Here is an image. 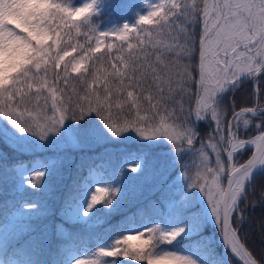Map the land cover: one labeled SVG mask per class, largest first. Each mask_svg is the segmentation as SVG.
I'll list each match as a JSON object with an SVG mask.
<instances>
[{
  "label": "snow or ice",
  "instance_id": "obj_1",
  "mask_svg": "<svg viewBox=\"0 0 264 264\" xmlns=\"http://www.w3.org/2000/svg\"><path fill=\"white\" fill-rule=\"evenodd\" d=\"M97 5L98 0H85L79 6L72 0H0V11L4 13L0 34L5 43L0 115L21 132L30 131L43 139L63 125L66 118L79 120L95 112L113 135L134 128L146 138L166 137L177 151L193 146L199 163L192 162L196 168L194 175L192 168L185 173L191 181L190 187H198L207 197L225 243L240 262L264 264V257L246 246L239 227L246 219L239 208L241 197L247 198L245 185L251 171L257 165H264V120L256 125L258 134L250 139H238L232 131L236 125L229 126L226 138L221 127L225 110L218 103V95L236 84L242 75L247 74L255 81L264 73V0H183L182 3L169 0L155 7L150 5L151 10L140 15L135 25L124 24L120 29L105 32L97 31L91 22L98 11ZM201 13V31L189 32L180 27L179 34L173 35V18L183 16L197 25V16ZM10 15L15 23L8 22ZM138 25L152 27L145 29ZM129 33H134L135 45L127 43ZM110 35L121 43L108 45L106 57L94 58L93 54L100 51L103 40ZM181 36L183 43H177ZM78 37H83L84 42ZM12 45L20 47L10 56ZM73 52H78V57ZM169 54L175 59H170ZM182 59L190 63L181 65ZM172 66L182 68L175 73L180 77L175 85ZM197 71L195 108L189 106L185 112V85L191 81L192 72ZM72 73L78 75L72 77ZM245 113H264V106L234 111V120L238 121ZM193 116L196 119L210 116L219 142L230 146L229 161L238 149L249 144L255 148L246 163L239 167L233 164L228 170L227 187L221 183L225 167L218 144L212 142L215 137L208 136L207 145L201 142L200 148H195L198 135L189 123ZM243 123L248 125L249 121ZM205 148L216 153L215 167L209 164ZM139 167L130 166L133 172ZM115 191L97 186L85 215L95 204L110 202ZM260 195L264 197V192ZM234 213L240 215L236 217ZM182 231L145 229L128 233L116 240L114 247L100 249L98 257L123 256L141 264H194L176 253L154 254L155 243H170ZM75 264H103V260L79 259Z\"/></svg>",
  "mask_w": 264,
  "mask_h": 264
},
{
  "label": "trees",
  "instance_id": "obj_2",
  "mask_svg": "<svg viewBox=\"0 0 264 264\" xmlns=\"http://www.w3.org/2000/svg\"><path fill=\"white\" fill-rule=\"evenodd\" d=\"M129 3L132 10L123 9L118 10L116 3ZM75 5L76 0H72ZM169 0H98V11L91 18V22L95 25L97 31L105 32L109 29H120L124 24L129 26L135 25L140 15H146L150 11V5L155 7L161 3H168ZM177 3H182L183 0H176ZM211 2V0H209ZM201 3V7H202ZM143 11H139V9ZM4 13L0 11V24L3 23ZM197 25H193L190 21L185 20L183 16L179 19L173 18V35L179 34V28L185 27L189 32L195 29L201 31L203 28L202 13L197 16ZM9 23H15L14 17L11 15L8 19ZM17 27H20L17 24ZM145 29H149L151 25H138ZM27 31V29H24ZM134 33H129L127 43L136 44L132 38ZM35 38V37H33ZM118 41L114 36L110 35L104 39L100 45V51L93 54L95 57H106L108 53L109 39ZM77 39L83 43V37ZM177 43H183L181 36ZM93 47L95 40L92 41ZM20 45H12V52H15ZM198 47V38H197ZM5 43L3 35L0 34V78L3 76L4 71V55ZM112 54H116V48H112ZM73 56L79 55L78 52H73ZM169 58L174 60L175 57L169 54ZM70 59V57L65 58ZM114 62V61H113ZM198 51L196 54V63L198 64ZM181 65L188 64L190 61L182 59ZM91 67V62H89ZM173 67V82L179 81L180 77L175 73L182 71L180 67ZM70 70V69H69ZM57 71H61L59 69ZM191 71V69H189ZM77 73H72V77H76ZM258 82L254 84V80L247 74L242 75L236 84L229 85L223 93L218 95V101L226 108L221 125L223 133L225 134L228 121L233 116L234 111H239L242 108L253 107L255 105L264 106V73L257 77ZM199 74L192 72L191 81L185 85L187 94L184 97L185 112L189 106L195 108V96L198 88L197 81ZM49 82H51V74H49ZM75 83V80H72ZM62 86V85H61ZM35 85L33 86V91ZM131 90V89H130ZM46 94V93H45ZM191 97V100L188 97ZM176 100L179 101L180 97L177 95ZM42 103V101H41ZM49 102V114L50 111ZM147 107V105H144ZM175 107V105H171ZM31 107V106H29ZM36 113V112H33ZM32 113V114H33ZM142 115L144 113H141ZM163 114V111L161 112ZM179 114V109H177ZM93 120L101 121L100 117L93 112L90 122ZM171 123V121H169ZM190 125L197 133L198 138L195 142V148L201 146V142L205 145L209 143L208 136H213L215 139L213 143L218 144L217 150L219 151L223 144L219 142V135L215 131L216 125L211 120L210 116L204 119H196L194 116L189 119ZM64 129L72 131L73 129L64 121ZM87 121L81 123L80 128L85 127ZM4 127L6 132H2L1 128ZM35 140L36 135L30 131L21 132L9 119L0 115V227L9 222V218L15 211L21 210L28 219L25 220L26 228L32 229L35 233H43V245L37 248L36 251L19 250L17 253L21 256L24 264H64L63 260L69 250L78 251L82 247L89 249L97 248V245L102 241L107 248L115 246V236L117 233H123L126 228L132 225H143L147 221H155L154 219L165 221L170 218L171 225H176V230L183 229V231L175 239L171 241L174 247H180L186 251H193L195 256L201 258L205 264H225L221 253V244L215 243L212 238H209L207 233V226L203 220L201 209L199 208L200 202L197 201L198 187H190L191 181L186 177L185 173L190 168V149L182 150L180 157L171 160L169 171L166 172L165 178L160 187L155 188L148 194L135 198L132 196L134 193L129 190L127 184H137L138 180L132 182L130 178L122 180L121 171L123 170L122 163L127 156V151H122L117 143L112 142L107 144H90L83 143L77 144L75 149L72 146L65 145L61 150L57 148H37L31 144L27 138ZM135 149L141 155L144 153L146 160H149L153 155L157 154L160 148L156 145L143 142H133ZM227 144V143H226ZM181 148V149H183ZM208 151L210 158H215L209 148ZM223 159L224 152L221 151ZM251 150L243 155L246 160L249 157ZM52 154L53 157L59 158L61 156H68L69 161H63L57 168L62 172V180L60 185V194L56 199L57 207L50 205L51 199L45 197V193L40 192L35 185H32V180L20 178L18 173L19 164L30 165L34 161L35 156ZM139 154V155H140ZM167 158V157H166ZM164 160H167V159ZM242 160V161H243ZM100 163L104 167L109 177V188L116 190L110 202H101L93 206L92 211L87 220L73 222L65 215V210L69 203L76 199L80 193V185L84 179L86 171ZM49 172L58 176V169L53 167ZM33 179L35 177H32ZM252 184L246 190L247 198L242 199L239 208L243 210V216L246 218L244 223L239 225L240 236L246 243V246L255 252L258 256L264 257V197L260 193L264 192V172L260 173L257 177L253 178ZM123 197H126L124 203ZM131 197V198H130ZM25 205H22L23 202ZM110 208V211H102L104 208ZM29 210L33 211L31 213ZM53 211V212H52ZM62 211V212H61ZM52 213L55 217H52ZM25 216V217H26ZM236 217L238 214L235 213ZM61 219L65 224L66 232H59L56 223ZM57 220V221H56ZM47 223H54V231L51 234L45 232L43 228ZM235 226V225H234ZM19 237L9 238L4 247V253L7 255L14 249H20V238L27 236L24 232L20 231ZM100 245V244H99ZM98 245V246H99ZM106 248V249H107ZM103 258V257H102ZM105 263L111 262L112 264H134L131 258L125 259L123 256L117 257H104L102 259ZM232 264H236L232 259Z\"/></svg>",
  "mask_w": 264,
  "mask_h": 264
},
{
  "label": "rangeland",
  "instance_id": "obj_3",
  "mask_svg": "<svg viewBox=\"0 0 264 264\" xmlns=\"http://www.w3.org/2000/svg\"><path fill=\"white\" fill-rule=\"evenodd\" d=\"M75 6H79L82 3L85 2V0H76ZM116 8L118 10L128 9L132 10V6L129 3H120L118 1L116 3ZM139 11H143V9H139ZM111 30V29H109ZM113 30V29H112ZM109 44L111 45H118V41L114 39H109ZM258 82L257 78L254 81V84ZM257 85V84H256ZM223 93V92H222ZM218 103L221 105V103L218 101ZM221 107L226 110L222 105ZM253 107H256L253 106ZM243 109V108H242ZM241 110V109H240ZM239 110V111H240ZM238 112V111H237ZM33 116L36 115V113L32 114ZM51 115V114H49ZM92 117V113L86 114L82 119L74 120L71 117L66 118V124L71 127L73 130L68 131L64 129L65 124L61 125L56 131L48 133L46 137L41 139L40 136L36 135L37 138L35 140L33 138H27L28 141L35 145L37 148H57V150H61L65 147V145L72 146L74 149L75 147H78L77 144L83 143L85 145L90 144H107L112 142V144L118 143L122 151H127L126 157L123 160L122 167L123 170L121 171L122 180H127L130 178L133 181L138 180L139 183L137 184H127L129 190H132L134 193L131 197H142L152 190H154L157 187L161 186V183L163 182V179L165 178L166 172L169 171V164L171 160H174V158L180 157L182 150H185L184 148L180 151L176 150V147L172 142H170L166 137L164 136H158V137H150L146 138L139 133L135 131L134 128H129L127 131L121 132L119 135H113L112 132L105 127L104 122L101 121H95L93 120L90 122V119ZM244 120H248L249 124L245 125L243 123ZM261 120H264V113L259 114H253V113H245L239 120H234L233 116L228 121V126L226 127L225 134L223 135L228 138L229 136V126L230 125H236L232 128V131L236 132V137L241 140H247L250 139L252 136L258 134V129L256 125L260 123ZM84 121H87L88 124L80 128L81 123ZM224 129V128H222ZM2 132H6L5 128H1ZM133 142H143V143H149L152 145H156L160 148L159 151H157V154L153 155V157L145 162V156L139 155L140 153L137 152V150L134 148L135 145ZM186 149H190V146H185ZM200 148V147H198ZM197 148V149H198ZM211 153L215 155V158L209 157V164L213 167H215V160H216V153L209 148ZM231 150L230 146L226 143H223L222 147L220 148V159L224 164L225 172L222 174L221 177V183L225 187L226 178L228 174V170L231 168V166L234 164L236 166H239L241 163H243L245 160L243 155L247 152V150H251L250 148H241L238 149L234 155L231 161H229L227 152ZM221 151L224 152V157L227 161L223 159ZM207 154L208 151L206 150ZM190 157V165L189 167L192 168L191 172L194 175L196 168L193 167L192 162L195 161L197 164L198 161V153L190 149L189 151ZM209 156V155H208ZM167 157V158H166ZM167 160H164V159ZM68 156H61L59 158L53 157L52 154H46L41 156H35L34 161L30 164H19L21 166L18 167V173L20 178L26 179V180H32V185H35L37 189L40 190V192L45 193V197H48L51 199L50 205L57 207L56 199L59 197L60 194V185H62V172L60 171L59 164L63 161H69ZM243 160V161H242ZM145 162V164L143 163ZM139 165V169L136 172L131 171L130 166H136ZM50 167L58 169V176H55L54 173L49 172L51 169ZM42 173L43 175L37 176L36 174ZM32 177H35L34 179ZM109 178L108 175L104 169L99 164L96 166H93L90 168L86 174L85 178L82 181L81 192L79 197L71 202L68 205V208L65 210L66 217L73 221H83L87 220L92 209L90 211H87V214L85 215V211L88 209L89 204L91 202V196L94 194L95 189L97 186L109 188ZM130 197V198H131ZM243 198V197H242ZM242 200V199H240ZM124 203L126 202V197H123ZM197 201L200 202L199 208L201 209V213L203 216V220L205 219V225L207 226L206 230L207 233L204 232V234L208 235L209 238H212L215 243L221 244V228L218 224L215 216L213 215L211 211V206L208 203L207 197L204 195V193L198 188L197 191ZM26 202L24 201L22 205H25ZM110 211V208H104L102 211ZM33 211L29 210V213ZM53 212V211H52ZM62 212V211H61ZM238 216L240 213H237ZM21 210L16 211L11 216L9 222L6 225H3L0 230V264H21L20 260L16 257V253H19V249H15L11 251L6 259L1 254L3 248L5 247L7 243V239L10 236H18L19 232L22 231L24 234L27 235V238L24 240L23 247H29L33 250L38 246H42L44 239L46 237L43 236V233H35V232H29V229H26V223L24 219H28ZM52 217H55L52 213ZM160 218L154 219L155 221H148L142 226L133 225L129 226L124 230V235L128 233H136L141 232L145 229H157L161 232H172L175 231L174 226L171 225L170 219H166L165 221L159 220ZM59 221L56 223V229L60 232H65V224L61 221V219H58ZM57 221V220H56ZM55 225L54 223H47L43 228L46 230L48 234H51L53 232ZM124 235H121V233H117V237L115 238V241L123 237ZM173 244L170 242H163L159 241L154 244L153 251L154 254H161L164 252H171L176 253L181 256L187 257L191 259L194 264H205L204 261L201 258H197L195 254L192 251H184L180 249L179 247L172 246ZM100 249H104L103 246H99L95 250H89L88 248L84 247L79 252H69L66 255L65 263L66 264H75V262L79 259H102L101 257H98V253ZM132 262L134 264H141V262H137L132 259ZM105 264H111L105 263Z\"/></svg>",
  "mask_w": 264,
  "mask_h": 264
},
{
  "label": "water",
  "instance_id": "obj_4",
  "mask_svg": "<svg viewBox=\"0 0 264 264\" xmlns=\"http://www.w3.org/2000/svg\"><path fill=\"white\" fill-rule=\"evenodd\" d=\"M254 151H255V148L253 149L252 153ZM251 155H250V157H248V159L251 158ZM246 162H247V160L244 163H246ZM239 166H237V167H239ZM262 172H264V169L256 170V171L253 172V174L250 176V179L248 180V182L245 185V191L251 185V183L253 181V178H255L256 176H258ZM226 187H227V180H226ZM221 243H222V253L221 254H222L223 259L226 262V264H231L230 259H229V256L232 257V259H234L237 262V264H242V262H240V260L232 253L230 247L225 243V240L223 238V235H222V242Z\"/></svg>",
  "mask_w": 264,
  "mask_h": 264
},
{
  "label": "bare ground",
  "instance_id": "obj_5",
  "mask_svg": "<svg viewBox=\"0 0 264 264\" xmlns=\"http://www.w3.org/2000/svg\"><path fill=\"white\" fill-rule=\"evenodd\" d=\"M245 147H253V148H254V146H252L251 144H249V145H247V146H244V147H242V148H245ZM261 169H264V165H257V166L254 168V170L251 171L250 176L253 174L254 171H256V170H261Z\"/></svg>",
  "mask_w": 264,
  "mask_h": 264
}]
</instances>
